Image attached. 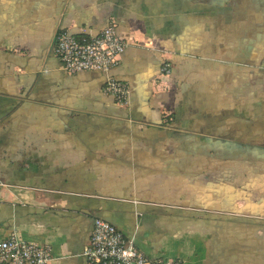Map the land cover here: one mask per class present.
Wrapping results in <instances>:
<instances>
[{
    "label": "crops",
    "instance_id": "0c3cea01",
    "mask_svg": "<svg viewBox=\"0 0 264 264\" xmlns=\"http://www.w3.org/2000/svg\"><path fill=\"white\" fill-rule=\"evenodd\" d=\"M111 21L118 63L66 72L56 33ZM98 217L151 258L264 264V0H0V240L89 264Z\"/></svg>",
    "mask_w": 264,
    "mask_h": 264
},
{
    "label": "built area",
    "instance_id": "2783aa9c",
    "mask_svg": "<svg viewBox=\"0 0 264 264\" xmlns=\"http://www.w3.org/2000/svg\"><path fill=\"white\" fill-rule=\"evenodd\" d=\"M128 40L121 38L116 23L111 21L98 34L82 30L72 33L59 30L54 39L53 51L68 73L99 71L108 73L115 66ZM171 64L163 61L160 74L168 77ZM103 93L112 96L116 103L127 102L128 86L124 81L108 76ZM83 254L89 264H184L178 259L151 258L146 256L111 222L95 218ZM51 246L18 239L8 235L0 240V264H51Z\"/></svg>",
    "mask_w": 264,
    "mask_h": 264
}]
</instances>
